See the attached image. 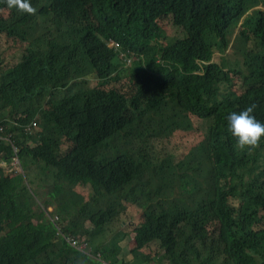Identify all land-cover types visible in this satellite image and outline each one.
I'll return each instance as SVG.
<instances>
[{
    "label": "trees",
    "instance_id": "16d2710c",
    "mask_svg": "<svg viewBox=\"0 0 264 264\" xmlns=\"http://www.w3.org/2000/svg\"><path fill=\"white\" fill-rule=\"evenodd\" d=\"M30 3L0 0L18 47L0 53V163L24 173L0 166V264H264V137L241 149L226 126L249 105L264 123V0ZM244 16L241 60L215 61ZM175 131L194 138L164 166L151 142ZM141 204L130 234L98 239Z\"/></svg>",
    "mask_w": 264,
    "mask_h": 264
},
{
    "label": "rangeland",
    "instance_id": "374dc122",
    "mask_svg": "<svg viewBox=\"0 0 264 264\" xmlns=\"http://www.w3.org/2000/svg\"><path fill=\"white\" fill-rule=\"evenodd\" d=\"M251 11L252 10H250L249 12H251ZM245 16L240 21L236 22V24L230 28L229 33H228L229 46L225 51H216L215 52V54H214V60L215 61L219 62L222 60L223 57L226 59H229L231 61H234L236 58L241 60L240 55L238 53H235V51H232L231 45L233 44V40H234L235 36L237 35L239 26L243 22ZM47 21H48V19H40V22L42 24L46 23ZM61 28H62L61 31H63V32L68 30V27L66 28V26H64V25H61ZM17 48H14V46H11L8 38H5V37L0 38V53L3 56L9 55L13 51H15ZM128 63H129L128 60H127L126 64L123 62V60L122 61L119 60L120 66H123V65L129 66ZM242 66L244 68H246L247 64H242ZM248 68H249V66H248ZM90 79L96 83L95 77L90 76ZM74 82H76V79H74L72 81V84H74ZM45 100H47V97H44V101ZM190 134H192V132L186 133L184 131H175L168 138L160 139V140H154L153 142H151L153 147L159 153V156H161V158L163 159L162 164L164 166H166L168 163L172 162L173 160L176 161L181 155L182 156L184 155L185 150L187 148V145L194 138V136L190 135ZM160 165L161 164H159L157 166V169L160 167ZM9 174L10 175L6 176V178H5L8 181L12 180V181H14V183H16V182L20 181L21 179H24L23 169L20 166H17L16 169L10 170ZM16 175H18L17 178H15ZM10 177L15 178V179H11ZM143 209H144V206L142 204H141V206H136V205L131 206L127 211H125L116 220V222L113 224V229L110 230V232L106 235L98 236L99 237L98 239L101 241H104L103 239L108 240L113 235L112 232L117 231L118 229L129 233L132 230L133 225L138 222L139 217L143 215ZM47 211H48V213H46L45 215L48 217L50 213H53V214L57 213V208L50 207ZM47 220L51 221L50 218H47ZM43 221H45V220H43ZM92 233H90V232L84 233L82 239L84 240L86 238H90L92 236ZM113 240H115V239H113ZM113 240L110 239L108 242L105 241L104 243H111V242H113ZM104 243H100V244H104ZM133 244H134V241L132 240L131 236H127L125 239L121 240V242H120L121 246H120V249L118 252L119 259H122L126 254H128V251L131 248V245H133ZM126 259H129L128 255H127ZM102 264H110V263L107 262V263H102Z\"/></svg>",
    "mask_w": 264,
    "mask_h": 264
},
{
    "label": "clouds",
    "instance_id": "9594fccd",
    "mask_svg": "<svg viewBox=\"0 0 264 264\" xmlns=\"http://www.w3.org/2000/svg\"><path fill=\"white\" fill-rule=\"evenodd\" d=\"M6 4L9 8H15L17 11L28 14H32L36 11V9L31 5L30 0H6ZM129 60L130 59H128V61ZM254 107H255L254 105H249L241 109L240 111H232L227 114L226 117L227 130L231 134V136L235 138L236 146L238 148L243 149L245 147H254L257 145L260 139L264 137V123L257 120L252 114ZM32 124L33 122L24 125V131L27 126ZM37 126L34 128V130L31 133L29 132L27 133L29 134L34 133ZM0 127H3L4 129V126L0 125ZM0 138H2L1 134H0ZM0 166L3 168L5 173L7 171L6 173L7 175L10 173V170L16 169V167L20 165H19V160L14 159V161L10 165L2 161L0 163ZM57 220L58 217H55V221ZM59 234H62L61 231H59Z\"/></svg>",
    "mask_w": 264,
    "mask_h": 264
},
{
    "label": "built area",
    "instance_id": "2783aa9c",
    "mask_svg": "<svg viewBox=\"0 0 264 264\" xmlns=\"http://www.w3.org/2000/svg\"><path fill=\"white\" fill-rule=\"evenodd\" d=\"M36 126H37V122H33L32 125H29V126H27V127L25 128V131L31 133V132L34 130V128H35ZM3 131H4L3 127H0V134H1ZM14 151H16V150L14 149ZM69 242H70V244H72L73 246L79 247L78 244H77V240H76V239L72 238V239H70Z\"/></svg>",
    "mask_w": 264,
    "mask_h": 264
},
{
    "label": "crops",
    "instance_id": "0c3cea01",
    "mask_svg": "<svg viewBox=\"0 0 264 264\" xmlns=\"http://www.w3.org/2000/svg\"><path fill=\"white\" fill-rule=\"evenodd\" d=\"M6 173H7V171H6Z\"/></svg>",
    "mask_w": 264,
    "mask_h": 264
}]
</instances>
